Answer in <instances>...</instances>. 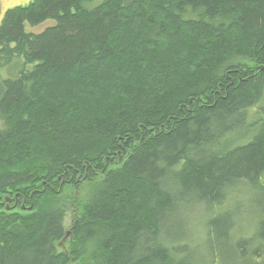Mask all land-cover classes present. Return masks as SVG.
<instances>
[{
  "label": "trees",
  "instance_id": "16d2710c",
  "mask_svg": "<svg viewBox=\"0 0 264 264\" xmlns=\"http://www.w3.org/2000/svg\"><path fill=\"white\" fill-rule=\"evenodd\" d=\"M93 1L1 18L0 264H264V0Z\"/></svg>",
  "mask_w": 264,
  "mask_h": 264
},
{
  "label": "rangeland",
  "instance_id": "374dc122",
  "mask_svg": "<svg viewBox=\"0 0 264 264\" xmlns=\"http://www.w3.org/2000/svg\"><path fill=\"white\" fill-rule=\"evenodd\" d=\"M103 0H94L93 2L89 3L86 5L87 8H93L97 5H99ZM31 2V0H0V21H1V18L3 17V14L10 8H13V7H16V6H26L28 5L29 3ZM53 24L52 21H47L45 23H43L42 25L40 26H37V27H26V31L27 32H31V33H39L41 32L42 30H44V28L48 27V26H51ZM17 73V69L15 67H8V66H5V67H1L0 68V85H1V82L3 80H6V79H12L13 77H15ZM261 105L264 106V100L261 102V104L259 105L261 107ZM6 205L9 207V203H6ZM5 209H6V206H5ZM6 211H9V209H6ZM198 213H193L192 215H190L191 219H196L198 218L197 217ZM195 223V221L193 222ZM198 223L199 222H196L195 224L198 226ZM192 230V235H193V238L195 239V237L198 238V235H199V232L196 230L197 227L196 226H193L191 228ZM67 234L65 235V238L67 237ZM196 235V236H195ZM62 249H63V243H62Z\"/></svg>",
  "mask_w": 264,
  "mask_h": 264
},
{
  "label": "water",
  "instance_id": "95a60500",
  "mask_svg": "<svg viewBox=\"0 0 264 264\" xmlns=\"http://www.w3.org/2000/svg\"><path fill=\"white\" fill-rule=\"evenodd\" d=\"M5 202L10 203V199L5 198ZM30 209V208H29Z\"/></svg>",
  "mask_w": 264,
  "mask_h": 264
},
{
  "label": "bare ground",
  "instance_id": "6f19581e",
  "mask_svg": "<svg viewBox=\"0 0 264 264\" xmlns=\"http://www.w3.org/2000/svg\"><path fill=\"white\" fill-rule=\"evenodd\" d=\"M22 208L24 209V206H22ZM6 209H9V207L6 205ZM29 209V208H28Z\"/></svg>",
  "mask_w": 264,
  "mask_h": 264
}]
</instances>
